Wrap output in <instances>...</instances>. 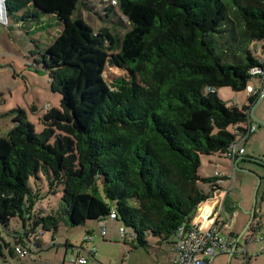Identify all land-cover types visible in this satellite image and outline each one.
<instances>
[{
    "label": "trees",
    "instance_id": "trees-1",
    "mask_svg": "<svg viewBox=\"0 0 264 264\" xmlns=\"http://www.w3.org/2000/svg\"><path fill=\"white\" fill-rule=\"evenodd\" d=\"M114 1L130 23L119 38L73 18L79 0L4 1L15 24L46 31L51 15L61 29L40 59L59 107H31L41 113L39 132L15 108L0 138V225L13 239L0 234L1 255L4 247L11 258L34 257L47 247L39 237L61 221L83 227L111 212L133 249L147 248L149 236H174L215 189L217 178L197 173L200 156L225 158L232 128L248 123L256 96L227 106L217 89L245 91L258 77L250 70H264V54L249 47L264 41V0ZM107 66L128 77L108 82ZM41 179L49 194L60 186L54 214L35 207L41 196L29 181ZM12 218L22 233L8 228Z\"/></svg>",
    "mask_w": 264,
    "mask_h": 264
},
{
    "label": "rangeland",
    "instance_id": "rangeland-1",
    "mask_svg": "<svg viewBox=\"0 0 264 264\" xmlns=\"http://www.w3.org/2000/svg\"><path fill=\"white\" fill-rule=\"evenodd\" d=\"M113 6L112 12L108 11L109 6ZM4 21L0 22V138H5L7 133L14 126L12 120L16 116L11 113L15 108H20L27 113V122L35 126V131L39 132L38 117L41 115L40 111L32 112L31 107L35 106L39 110L44 106L50 108L59 107L60 96L50 90L48 82V73L43 69L41 63V55L45 53L47 46L54 40L61 29V24L54 16H46L45 20L50 19L52 28H47L46 31H36L35 25L15 24L6 17V12H3ZM73 18H81L92 29L95 34H98L101 28L113 29V33L119 38L126 31L130 29V23L127 18L120 12L118 5H115L112 0H79ZM5 20L8 23H5ZM22 24V25H21ZM257 47V51L254 50ZM264 41H259L251 44L250 50L254 57L262 56ZM32 51H37L33 54ZM104 77L108 82L115 78H127L128 73L124 69L118 67L107 66L105 68ZM255 79V78H254ZM250 85L256 84V80L248 82ZM219 98L225 102L227 106H242L246 102V92H233L230 88L217 89ZM259 131V129L257 130ZM256 131V132H257ZM264 149V146H262ZM221 163L216 156H200V166L198 168V175L201 177H213L215 167ZM244 168H240V167ZM238 166L241 170H234V176L230 183L227 182L226 188L229 187L230 195L235 197L236 206L238 203L248 208L246 214V225L250 221V214L255 206L257 218L254 220V225L261 222L257 229L253 230V236L261 240L259 242L252 241L249 243L248 250L243 254L242 258H250L251 264H264V183L257 187V177H260L259 168L257 166L240 163ZM252 170H251V169ZM241 176V180L240 177ZM34 192L39 193L41 199L37 200L35 207L44 210V214H54L58 210L60 203V186L54 188L56 193L49 194V187L47 182L41 179V182L29 181ZM201 187L205 192L209 191V186L202 183ZM258 188V190L256 189ZM241 191V192H240ZM96 222H88L85 227H96ZM109 229L105 241H99L95 238L94 244H97L96 258L94 262L89 264H122V260L127 254H131L132 250H137V254H145L140 248H131L130 236L128 234L127 240L120 238L118 233L119 227L122 224L118 221H107ZM8 228L12 231L22 233L23 226L18 218H12L9 221ZM245 225L237 228V235L240 236V248H244L249 231H244ZM7 228L0 225V234L5 240L13 241L12 235L6 230ZM84 227H70L67 223L61 221L55 233L45 232L39 240L46 243L47 247L33 256H28L24 260L18 258H11L7 250L2 247V255L0 254V264H59L60 254L66 248V242L77 243L84 234ZM244 231V232H243ZM243 232V233H242ZM40 230H37V234ZM36 234V235H37ZM35 238L34 234L30 236ZM52 239L54 242H52ZM51 244H54L51 246ZM123 246L129 247V251H125ZM58 254V257H57ZM136 253L132 255L135 257ZM131 256V262L134 263ZM5 257V258H3ZM36 257V258H35ZM126 261V260H125ZM125 263V262H123ZM211 264H229L227 257L218 255L213 259ZM232 264H243V259H233Z\"/></svg>",
    "mask_w": 264,
    "mask_h": 264
},
{
    "label": "crops",
    "instance_id": "crops-1",
    "mask_svg": "<svg viewBox=\"0 0 264 264\" xmlns=\"http://www.w3.org/2000/svg\"><path fill=\"white\" fill-rule=\"evenodd\" d=\"M254 80L257 81V85L252 83L250 86L259 89V87L261 85L260 79L255 78V79H253V81ZM245 97H246V102L244 103V105L247 104V97H248L247 93H246ZM257 98L258 97H256V100H257ZM254 115L256 117H258L259 119L264 120V100H262L259 103V105L255 108ZM257 130H258V128L256 129V131ZM256 131L253 135L249 136V138L246 140V142L244 144L245 152H244L243 156H245L247 158H257V159L264 161V149H262V146H264V127H261V128H259V131H257V132ZM219 160L222 162L221 163L219 162L216 165L214 173L220 172L221 174H223L225 180L223 181V183L220 185L219 188L214 189L211 192L210 198L207 200V202L202 203V205L200 206L198 211L195 212V217H197L198 219H201L203 217L201 214H203V215L205 214V216L208 215L209 212L214 209L215 203L218 200H221L225 194L224 203H223V212L225 215L224 217L226 219L227 225L220 228L219 234L221 236H225V237L231 236L233 238H238L239 236L237 235V228L238 227L240 228L241 226L243 227L244 225H245L244 229H246L248 227V224L247 225L245 224L246 219H247L246 214H248V212H247L248 208L245 206V204L243 205L244 201H242V204L238 203V205L236 206L235 197L230 195L229 187L226 188L225 183H227V182L230 183V180H226V177L229 174H231V168H232V166H234V164H232L230 161H228L225 158H219ZM240 163L257 166L259 168L258 171H259L260 179H261V182L259 185L264 183V168L261 167L264 165L257 164L255 162L251 161L250 159H241L237 162V167L240 165ZM240 168L243 169L244 166L240 167ZM214 173L212 176H214ZM234 176H236V175H234ZM239 178H240V180L242 179L241 176ZM231 183H232V180H231ZM257 190H258V188H257ZM255 213H256V211H255ZM256 218H254V219H256ZM108 220L112 221L111 219H105L104 220V226H105V235L104 236H100V234L98 232V226H96V227H85L87 225V224H85V226H83L85 228L84 234L82 235V237L79 239V241L77 243H75V244H73L72 242H66L65 243L64 246L66 248L60 254L59 264H69L68 260L72 256H80V257L86 259V264H89L90 262H94L95 258H96V254H97L96 248H97V244H98V242L96 244H94V241H95V238H97L99 241H105L106 240V237H107L108 231H109V229L107 227V221ZM118 233H119V231H118ZM89 235L92 237V239L90 241H85L84 238L89 236ZM119 235H120V233H119ZM121 236L125 242L127 240L126 234L120 235V238H121ZM39 241H41V243L44 245L46 244V243H43L42 240H39ZM130 241H131V239H130ZM52 242H54L53 239H52ZM173 242H174V236L167 238V239L149 236V237H147L148 247L142 249L143 253H145V254H143V255L137 254L138 253L137 250H132L133 252L131 254H127V256L124 257V259L122 260V264H172V258L174 255ZM251 242L252 241H248V240L246 241L245 247H247V250L249 247L248 245ZM239 248H240V245H239V241H238V245L236 246V249H239ZM123 249L127 252V251H129L130 248L123 246ZM91 250L93 251L92 254L90 253ZM135 253H136V255H135V257H133L132 255H134ZM131 256L133 257L134 263L131 262ZM220 256L225 257V259L227 257V262H229V264H232L233 259L234 260L238 259L237 255L235 253H233L231 255L220 254ZM57 257H58V254H57ZM240 259H242V258H240ZM212 261H211V263H212ZM123 262H125V263H123ZM249 264H251L250 261H249Z\"/></svg>",
    "mask_w": 264,
    "mask_h": 264
},
{
    "label": "built area",
    "instance_id": "built-area-1",
    "mask_svg": "<svg viewBox=\"0 0 264 264\" xmlns=\"http://www.w3.org/2000/svg\"><path fill=\"white\" fill-rule=\"evenodd\" d=\"M115 4V1L112 0ZM5 15V14H4ZM5 17H0V22L4 21ZM6 20L5 23L6 24ZM264 61L260 60V64ZM251 75H257L261 84L264 83V70L259 68L250 70ZM253 80V79H252ZM251 80V81H252ZM261 86V85H260ZM208 91L214 92V89L207 88ZM248 96L258 97L260 94L259 89L250 86L248 83L245 89ZM244 131L240 132L238 127H233L232 132L234 139L229 142L226 151L224 153L225 158L232 164L244 155L245 148L244 144L249 136L253 135L257 129V125L248 117V123L244 126ZM234 175V167L231 168V174L226 177V180H231ZM214 177L217 178L215 189L219 188L225 180L223 174L215 172ZM224 197L215 203L214 209L209 212L208 215L201 214L203 217L198 219L193 217L186 223L180 225L174 234L173 251L174 255L172 258V264H210L211 261L220 254L231 255L235 253L238 258H242L243 254L247 252V247L236 249L238 245V238L231 236H221L219 230L221 227L226 226L227 222L223 212ZM207 202V201H205ZM204 203V202H203ZM202 205V204H201ZM200 205V206H201ZM200 206L196 209L198 211ZM115 214L111 212L107 219L114 220ZM264 219V218H262ZM261 218L258 223L260 224ZM257 224V225H259ZM257 225L252 223L247 231H249L248 241L259 242L260 239H256L252 234L253 230L257 229ZM98 232L100 236L105 235L104 220L97 222ZM121 235L124 234V229L120 227L118 229ZM92 237L89 235L84 238L85 241H90ZM92 254L93 251L91 250ZM243 264H249L250 258H242ZM69 264H86V259L80 256H72L68 260Z\"/></svg>",
    "mask_w": 264,
    "mask_h": 264
},
{
    "label": "water",
    "instance_id": "water-1",
    "mask_svg": "<svg viewBox=\"0 0 264 264\" xmlns=\"http://www.w3.org/2000/svg\"><path fill=\"white\" fill-rule=\"evenodd\" d=\"M5 0H2V3H3V10H4V12H5V2H4ZM259 91H260V94H259V96H258V98H257V100L254 102V104L253 105H251L250 106V108H249V110H248V112H247V114H248V117H249V119L251 120V122H254L256 125H257V128L259 129V128H261V127H264V120H261V119H259L258 117H256L255 115H254V110H255V108L259 105V103L262 101V100H264V83H262L261 84V86L259 87ZM241 159H250L251 161H253V162H255V163H257V164H260V165H264V161H262V160H260V159H257V158H247V157H245V156H241L240 158H238V160L237 161H235L233 164H234V170H240V171H245V172H248L247 170H241V169H239L238 167H237V162L239 161V160H241ZM260 182H261V179H260V177H257V187L259 186V184H260ZM257 189V188H256ZM255 218V206L253 207V209H252V211H251V214H250V221H249V223H248V227L246 228V230H248V228L250 227V225L252 224V223H254V219ZM257 224H259V223H257ZM256 224V225H257ZM258 226L259 225H257V228H258ZM245 229H244V231H246ZM243 231V232H244ZM242 232V233H243ZM241 237V235L238 237V239Z\"/></svg>",
    "mask_w": 264,
    "mask_h": 264
},
{
    "label": "bare ground",
    "instance_id": "bare-ground-1",
    "mask_svg": "<svg viewBox=\"0 0 264 264\" xmlns=\"http://www.w3.org/2000/svg\"><path fill=\"white\" fill-rule=\"evenodd\" d=\"M3 12H4V10H3V3H2V0H0V17H4Z\"/></svg>",
    "mask_w": 264,
    "mask_h": 264
}]
</instances>
